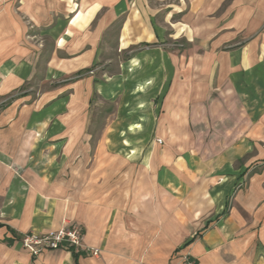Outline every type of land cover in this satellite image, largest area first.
<instances>
[{
  "label": "crops",
  "instance_id": "1",
  "mask_svg": "<svg viewBox=\"0 0 264 264\" xmlns=\"http://www.w3.org/2000/svg\"><path fill=\"white\" fill-rule=\"evenodd\" d=\"M185 258L264 264V0H0V264Z\"/></svg>",
  "mask_w": 264,
  "mask_h": 264
},
{
  "label": "built area",
  "instance_id": "2",
  "mask_svg": "<svg viewBox=\"0 0 264 264\" xmlns=\"http://www.w3.org/2000/svg\"><path fill=\"white\" fill-rule=\"evenodd\" d=\"M20 244L23 249L27 250L34 257L44 251L83 248V232L79 226L60 227L55 231L45 234L31 232L21 238ZM91 252L93 255L98 254L97 250ZM183 264L194 263L190 259L185 258Z\"/></svg>",
  "mask_w": 264,
  "mask_h": 264
},
{
  "label": "rangeland",
  "instance_id": "3",
  "mask_svg": "<svg viewBox=\"0 0 264 264\" xmlns=\"http://www.w3.org/2000/svg\"><path fill=\"white\" fill-rule=\"evenodd\" d=\"M142 138H143L142 141L145 142L146 141L145 140L146 139V134H144V136ZM142 148L143 149H141V151H142V154H144V152H145V145H144V147L142 146Z\"/></svg>",
  "mask_w": 264,
  "mask_h": 264
}]
</instances>
